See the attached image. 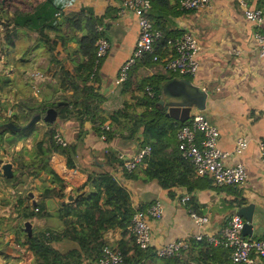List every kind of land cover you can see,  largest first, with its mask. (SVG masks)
Listing matches in <instances>:
<instances>
[{
	"label": "crops",
	"instance_id": "1",
	"mask_svg": "<svg viewBox=\"0 0 264 264\" xmlns=\"http://www.w3.org/2000/svg\"><path fill=\"white\" fill-rule=\"evenodd\" d=\"M39 1L42 0H0V27L2 19H7L16 10L29 12ZM245 1L250 7L261 9L263 13L261 25L247 19L244 7L238 0H210L208 5L198 10L180 8L183 11L176 15L163 12L167 27L179 29L183 33L191 30L199 40V67L188 79L208 92L203 111L220 131L218 145L224 150H231L237 136L242 135L249 139L248 146L240 155H230L226 158L228 163L243 162L246 169L244 183L240 186L215 185L212 177L199 176L189 187L180 186L168 182L153 169H150L151 178L148 181H143L139 176H127L120 169V160L125 161L134 156L140 147L138 138L122 140L114 137L110 141H105L92 130L89 119H85L84 132L79 137L78 119L75 117L62 119L57 113L56 119L58 117L59 119L55 132H60L66 140L73 165H66L65 156L58 152L50 155L49 164L65 183L64 196H45L44 210L49 212V215H34L24 219L16 213L12 202L21 197L24 204L35 205L43 198L45 186L58 187L56 178L40 170L36 175L24 172L18 182L3 180L7 188L5 192L7 197L4 199L9 200V203L0 205V252L7 255L4 264H30L31 251L26 249V254L22 255L14 246L18 243L15 240V229L23 227L25 220L31 222L32 229L45 226L65 227L64 220L68 222L70 218L63 219L57 216L60 203L68 201L67 197L70 194L73 198L78 195L81 191L78 186L85 181L87 172H97L104 168L115 173L119 181L129 189L133 207L139 205L145 207L155 199L161 201L163 207L161 218L150 220L149 246L154 249L178 238L189 239L196 233L218 236L219 229L226 219L239 206L248 203L254 204L253 226L251 234L245 237L250 239L263 234L264 164L259 157L258 141L264 140V60L258 54L254 33L264 30V0ZM57 2L63 5L57 13L54 12V15H67L82 7H88L96 14L102 13L109 5L116 8L115 16L109 18L106 25V37L111 45L98 63L93 85L98 87L104 97L103 104L107 110L122 108L124 100L134 103L135 100L130 98L131 88L114 83L119 66L133 51L138 35V20L133 10L124 4V0H57ZM76 32L78 35L81 34V31ZM42 34L39 35L35 29L30 30L23 26H17L13 31V41L0 34V74L10 78L9 83L0 89V101L7 106L8 111H12L16 103L25 98H35L41 103H48L56 98L49 87V84L55 82L54 78L46 75V78L36 80L31 75L33 72H43L50 64L49 58L55 55L39 38L43 39L46 35L47 38L55 39L63 34L57 27H43ZM76 45L72 40L67 42L69 51ZM57 49L60 50L64 63L70 67L78 64L83 58L80 53L70 51L67 54L59 44ZM153 63L138 60L131 66L130 72L138 79L153 74L156 66ZM156 63L164 67L162 60ZM129 112L137 116L140 106L131 104ZM33 137L21 139L15 145H5V148L7 146L5 152L0 147V157L12 162L11 157L20 148H31ZM108 150L113 153L114 161L111 156L107 157ZM14 166L12 162L13 172ZM144 167L142 164L137 165L136 173L142 174ZM0 173L3 174L1 168ZM2 193L0 192V195ZM186 194L196 199L198 209L196 212L207 217L202 226L195 224L186 204L181 201V197ZM189 242L188 240V244ZM55 246L68 249L75 247V243L61 240L55 242ZM193 254L195 256L196 252ZM218 256L222 261L220 264L235 263L227 261L223 253H219ZM259 261L261 259H256V264ZM188 262L189 260L184 261L185 264ZM162 263L158 259L157 264ZM83 264L98 263L86 261ZM190 264L195 262L191 260Z\"/></svg>",
	"mask_w": 264,
	"mask_h": 264
},
{
	"label": "trees",
	"instance_id": "2",
	"mask_svg": "<svg viewBox=\"0 0 264 264\" xmlns=\"http://www.w3.org/2000/svg\"><path fill=\"white\" fill-rule=\"evenodd\" d=\"M149 1L150 7L146 15L153 25L162 32V36L156 42L155 51L162 59L173 50V42L183 33L179 29L167 27L163 14L166 12L176 15L183 10L180 9L179 0ZM62 5L63 3L57 2V0H42L35 3L29 12L16 10L7 19L1 20L0 34L6 35L11 41L14 39L13 31L17 26H23L30 30L35 29L39 35H43V27H57L62 30L63 36L50 39L45 35L43 39L39 38L47 44V48L51 52L55 53L49 58L50 64L43 69L42 73L55 79V82L49 84V87L56 98L48 103H41L31 97L22 99L16 103L10 114H8L7 106L0 101V124L12 122L20 128L17 131L10 128L0 130V147L4 152L7 148L5 145H15L21 139L34 136L31 148L22 147L11 157L15 165L12 176L7 177L0 173V192H3L0 195V205L9 203V200L4 199L7 197L5 195L7 188L3 180L18 182L24 172L36 175L38 171L42 170L55 177L58 186H45L43 198L35 205L24 204L22 198L17 197L12 203L16 213L24 219L34 215H49V212L44 210L45 196H64L65 183L51 168L50 155L54 152L63 154L66 165L69 166L73 165V161L69 156L68 146L57 143L53 137L56 124L38 119L30 125L24 126L33 115L43 114L51 106L57 110L62 119L68 117L78 119L77 136L79 137L84 132L85 119H89L92 130L99 136L103 135L105 141H110L114 137L122 140L138 138L140 147L145 144L150 145L149 154L145 155L137 164L145 165L142 174L136 173L137 165L132 170H126L123 167L124 160H120V169L125 175L139 176L143 181H148L151 178L150 169H153L168 182L189 187L199 176L196 175L192 162L183 156L178 148L177 131L184 122L166 116L156 104L159 98L158 83L162 79L178 74H148L138 79L132 76V72H129L123 86L131 88L130 98L134 99L136 103L124 100L122 108L107 110L103 104L104 97L98 87L93 85L98 66V63L95 62V42L101 36L106 37L108 19L115 16L116 8L109 5L102 13L96 14L90 8L82 7L67 15H54V12L57 13ZM98 25H102V29H98ZM61 26L64 28L62 29ZM76 31H81V34L78 35ZM71 40L77 45L70 51L80 53L83 58L78 64L70 67L64 63L57 45L59 44L62 50L68 54L70 51L67 48V42ZM140 60H144L148 64L160 61L152 60L150 55ZM184 77L189 78L187 75ZM9 81L8 76L0 74V89ZM147 86L152 90V95L147 93ZM59 101L62 103L58 104ZM131 104L140 106L137 116L129 112ZM105 124H108V129L105 128ZM106 154L107 157L111 156L112 160H115L111 151L108 150ZM78 188L81 190L78 195L60 203L57 211L59 218H70L68 222L64 220L65 227L33 228L30 235L24 231L23 227L15 229L16 242L32 253L30 264H83L86 261L97 263L103 247L108 245L122 253L124 264H157L158 259L163 262L162 264H185V260H189L187 264H190L191 260L195 264H220L222 261L219 259V253L225 254L227 261H232L229 247L223 244L214 247L205 237L198 239L192 236L188 239L190 241L188 247L181 249L180 253L174 256H159L156 254V249L151 246L139 247L129 229L135 209L131 193L110 169L104 168L97 172H87L85 181ZM195 200L190 196L184 202L188 210L198 211ZM138 207L144 208L142 205ZM61 240L71 241L75 243V247L61 249L55 246V242ZM6 258L7 255L0 252V264H4ZM234 264L240 263L235 262ZM258 264H264V260L261 259Z\"/></svg>",
	"mask_w": 264,
	"mask_h": 264
},
{
	"label": "built area",
	"instance_id": "3",
	"mask_svg": "<svg viewBox=\"0 0 264 264\" xmlns=\"http://www.w3.org/2000/svg\"><path fill=\"white\" fill-rule=\"evenodd\" d=\"M210 0H179L181 9H199L208 5ZM244 7V13L248 20L256 25H261L262 11L257 7H250L245 0H238ZM124 4L130 7L138 20V35L135 41L133 51L119 66L118 72L114 78V83L122 85L128 78L130 67L138 60L150 55L152 60H162L164 67L180 76L191 75L196 72L199 67L198 53L200 49L199 40L196 35L184 32L178 36L173 42V50L164 58H159L156 53V42L162 36L159 28H156L148 19L146 12L150 7L149 0H124ZM98 29H102V25H98ZM257 41V49L259 56L264 60V30L255 31ZM95 62L99 63L110 47V41L107 37L101 36L96 42ZM34 79H44L46 75L42 72H33L31 75ZM148 94L152 95L149 86L146 87ZM11 110L8 111V114ZM105 128H109L105 124ZM220 131L218 127L211 122L207 114L203 110L194 109L189 114L187 123L177 131L178 148L181 154L187 157L194 165L196 175L212 177L215 185H235L240 186L246 179V169L242 161L233 163L226 162V158L230 155L238 156L248 146L249 139L246 136H237L235 144L231 150H224L218 145ZM53 137L59 144H66V140L60 132H54ZM104 138L103 135H101ZM150 145L145 144L138 148L137 152L128 160L123 162L126 170H132L141 162L143 157L149 154ZM258 153L261 162L264 164V140L258 141ZM186 194L181 197V201L185 202L189 199ZM163 214L162 203L159 199L153 200L144 208L135 207L132 214L129 229L134 237L136 244L141 248H147L151 239L150 220L161 218ZM190 216L193 217L196 225L202 226L207 217L198 214L189 209ZM244 219L242 216L233 212L220 227L218 236L204 235L203 233L193 234L194 237L200 239L205 237L211 244H223L231 249L230 257L232 261L240 264H256V259L264 260V232L260 237L246 238L241 234ZM188 245L187 237L178 238L168 241L156 248V254L159 256L178 255L181 249ZM15 248L25 255L27 248L15 243ZM98 264H124L122 253L108 245L104 246Z\"/></svg>",
	"mask_w": 264,
	"mask_h": 264
},
{
	"label": "water",
	"instance_id": "4",
	"mask_svg": "<svg viewBox=\"0 0 264 264\" xmlns=\"http://www.w3.org/2000/svg\"><path fill=\"white\" fill-rule=\"evenodd\" d=\"M159 98L156 104L163 110L166 116L177 119L181 122L187 123L189 114L192 108L203 110L206 106L207 90L201 88L199 85L193 83L191 80L184 76L175 75L169 78L162 79L158 83ZM62 102L59 101L58 104ZM57 117V110L54 107H48L43 114L36 113L24 126L30 125L33 121L42 119L46 122H53ZM10 128L19 130V126L14 125L12 122H4L0 124V130ZM0 168L2 173L10 177L13 174L12 162L4 160L0 157ZM69 200L73 195H68ZM237 214L243 217L244 223L241 229L243 237L251 234L253 226L254 204L248 203L239 206L235 210ZM32 224L29 220L23 222V229L30 235L32 233Z\"/></svg>",
	"mask_w": 264,
	"mask_h": 264
},
{
	"label": "rangeland",
	"instance_id": "5",
	"mask_svg": "<svg viewBox=\"0 0 264 264\" xmlns=\"http://www.w3.org/2000/svg\"><path fill=\"white\" fill-rule=\"evenodd\" d=\"M191 10H198V9H191ZM262 18H263V13H262ZM187 32H189V33H195V32H193V31H191V30H188ZM153 64H155L156 66H154V69H155V71H154V73L153 74H155V75H168V74H170V73H172V72H170V71H168L166 68H164L163 67V65L162 64H159V63H153ZM132 68V67H131ZM131 70V69H130ZM130 70H129V72H130ZM188 77H190V75H187ZM58 119H59V117L57 118V119H55V121H53L52 123H54V124H56L57 125V122H58ZM50 123V122H49ZM115 174V173H114ZM116 175V174H115ZM116 177H117V175H116Z\"/></svg>",
	"mask_w": 264,
	"mask_h": 264
}]
</instances>
